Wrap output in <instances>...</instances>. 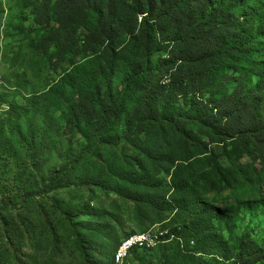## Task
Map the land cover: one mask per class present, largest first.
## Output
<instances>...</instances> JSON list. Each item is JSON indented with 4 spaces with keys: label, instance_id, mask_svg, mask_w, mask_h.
<instances>
[{
    "label": "rangeland",
    "instance_id": "1",
    "mask_svg": "<svg viewBox=\"0 0 264 264\" xmlns=\"http://www.w3.org/2000/svg\"><path fill=\"white\" fill-rule=\"evenodd\" d=\"M28 1L0 0V264H113L117 244L132 233L123 242L148 232L162 241L132 250L121 264H165L166 255L171 264H232L238 238L249 234L264 244V180L252 198L195 187L192 211L213 209L212 229L194 228L188 209L165 204L173 192L167 157L188 151L182 134L169 127L130 136L135 99L113 133L101 137L97 130L85 141L80 132L88 131L67 120L69 104L95 87L85 81L92 69L57 65L35 47L45 31ZM124 72H115L113 91L121 89ZM220 163L229 166L224 158ZM28 191L37 196L22 202Z\"/></svg>",
    "mask_w": 264,
    "mask_h": 264
},
{
    "label": "trees",
    "instance_id": "2",
    "mask_svg": "<svg viewBox=\"0 0 264 264\" xmlns=\"http://www.w3.org/2000/svg\"><path fill=\"white\" fill-rule=\"evenodd\" d=\"M28 5L45 31L32 41L35 47L57 65L92 69L85 81L95 87L69 104L67 120L88 131L80 132L87 143L90 132L113 133L135 99L130 136L139 139L167 127L183 136L185 157H167L173 192L165 204L188 209L194 228H215L218 217L208 207L192 211L195 187L233 191L236 198L258 191L264 180V0H29ZM79 56L87 60L78 64ZM119 68L125 70L121 89L113 91ZM214 146L221 147L220 154ZM223 158L228 167L220 163ZM23 196L27 202L37 193ZM6 238L9 248V233ZM237 243L232 264H264V244L249 234ZM164 261L172 263L168 255Z\"/></svg>",
    "mask_w": 264,
    "mask_h": 264
},
{
    "label": "bare ground",
    "instance_id": "3",
    "mask_svg": "<svg viewBox=\"0 0 264 264\" xmlns=\"http://www.w3.org/2000/svg\"><path fill=\"white\" fill-rule=\"evenodd\" d=\"M164 234H161L160 236H163ZM140 237V247L145 248H151L156 245V243L161 240L159 239V236H155L151 234V232L148 233H141L140 235H136L132 238L127 239L123 242L119 250L117 251L115 255V262L117 264H121L124 259L129 255V253L134 250L135 248H139V244H131L135 239ZM162 241V240H161ZM129 246V247H128ZM125 251V257L122 260L123 252Z\"/></svg>",
    "mask_w": 264,
    "mask_h": 264
},
{
    "label": "built area",
    "instance_id": "4",
    "mask_svg": "<svg viewBox=\"0 0 264 264\" xmlns=\"http://www.w3.org/2000/svg\"><path fill=\"white\" fill-rule=\"evenodd\" d=\"M131 244H139V248H142V247H140V237L135 239ZM124 257H125V251L123 252L122 260Z\"/></svg>",
    "mask_w": 264,
    "mask_h": 264
}]
</instances>
